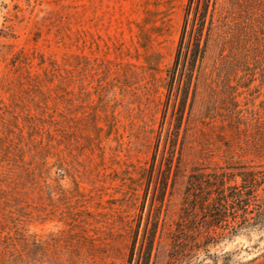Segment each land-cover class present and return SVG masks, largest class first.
Returning a JSON list of instances; mask_svg holds the SVG:
<instances>
[{
	"label": "rangeland",
	"instance_id": "374dc122",
	"mask_svg": "<svg viewBox=\"0 0 264 264\" xmlns=\"http://www.w3.org/2000/svg\"><path fill=\"white\" fill-rule=\"evenodd\" d=\"M187 2L0 0V264H182L179 229L190 264H264V225L187 223L198 171L264 177V55L214 36L181 81Z\"/></svg>",
	"mask_w": 264,
	"mask_h": 264
},
{
	"label": "trees",
	"instance_id": "16d2710c",
	"mask_svg": "<svg viewBox=\"0 0 264 264\" xmlns=\"http://www.w3.org/2000/svg\"><path fill=\"white\" fill-rule=\"evenodd\" d=\"M185 26L177 50L175 67H180V79L191 75L199 59H203L208 41L219 37L223 45L231 44L232 52L264 55V0H187ZM190 16L192 19L189 20ZM256 55V56H257ZM187 72V73H186ZM174 85L176 76L171 77ZM180 111H177V119ZM175 138V131L170 132ZM256 172L237 176L239 185L231 182L220 173H200L190 177L185 203L187 223L193 225L200 217L202 228L208 231L201 236L204 245L207 240L218 235L219 230L225 236H235L244 227L254 224L264 225V207L258 205L256 191L264 180ZM192 229V227H188ZM189 230V229H188ZM193 232L199 233L196 229ZM173 236L171 258L177 263L190 264L191 248L195 249L197 235L183 233ZM213 232V233H212ZM188 237V238H186ZM188 239V241H187Z\"/></svg>",
	"mask_w": 264,
	"mask_h": 264
}]
</instances>
